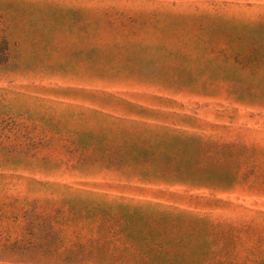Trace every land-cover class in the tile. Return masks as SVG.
<instances>
[{"label": "rangeland", "instance_id": "374dc122", "mask_svg": "<svg viewBox=\"0 0 264 264\" xmlns=\"http://www.w3.org/2000/svg\"><path fill=\"white\" fill-rule=\"evenodd\" d=\"M0 264H264V0H0Z\"/></svg>", "mask_w": 264, "mask_h": 264}, {"label": "trees", "instance_id": "16d2710c", "mask_svg": "<svg viewBox=\"0 0 264 264\" xmlns=\"http://www.w3.org/2000/svg\"><path fill=\"white\" fill-rule=\"evenodd\" d=\"M151 159V157L149 155L146 154H142V155H138V156H122L119 154H115L111 157V159H109V161L107 162V167L109 168H120V167H125V166H132V167H137L139 165H141L142 163H147L149 160ZM141 176H142V180L144 181H148L149 177L147 175V172H141ZM18 253H16L15 251H8V250H4L2 252V255L4 256H14Z\"/></svg>", "mask_w": 264, "mask_h": 264}]
</instances>
